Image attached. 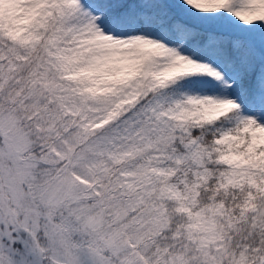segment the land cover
<instances>
[{"label":"snow or ice","instance_id":"snow-or-ice-1","mask_svg":"<svg viewBox=\"0 0 264 264\" xmlns=\"http://www.w3.org/2000/svg\"><path fill=\"white\" fill-rule=\"evenodd\" d=\"M0 264H264V0H0Z\"/></svg>","mask_w":264,"mask_h":264}]
</instances>
